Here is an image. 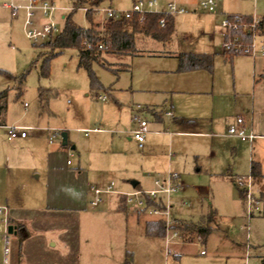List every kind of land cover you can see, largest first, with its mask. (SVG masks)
Segmentation results:
<instances>
[{
  "label": "rangeland",
  "instance_id": "1",
  "mask_svg": "<svg viewBox=\"0 0 264 264\" xmlns=\"http://www.w3.org/2000/svg\"><path fill=\"white\" fill-rule=\"evenodd\" d=\"M5 1L0 0V92L7 90L8 97L0 126V207L18 208L28 215L29 209L48 206L54 223L83 224L78 230L81 264H264V177L248 186L252 161L264 174V90L258 75L264 56L243 52L232 61L223 57V22L228 19L223 12L253 15L252 22L258 21L264 17V0H223L216 13L203 11L201 0H156L154 12H167L174 1L184 10L174 15L176 31L170 43L139 37L136 47L143 51L139 56L106 57L93 66L98 81L94 88L88 73L78 68L77 51L67 49L56 56L50 40L27 39L24 13L12 18L2 6ZM138 1L148 0H103L100 8L131 11ZM52 2L62 31L73 0ZM85 13L81 9L72 17L81 28L88 27ZM105 20L102 15L95 19L101 24ZM250 22L240 21L245 28ZM255 42L259 51L264 36L257 33ZM40 53L56 56L49 78L40 77L44 59H38ZM184 53L215 56L213 72H180L179 59L168 57ZM103 97L106 101H101ZM159 113L161 122L155 118ZM238 117L253 127L252 142L228 135ZM141 119L148 122L149 131L143 149L130 134ZM15 126L30 128L26 140L9 139L7 128ZM47 129L55 131L53 144ZM62 133L68 134L67 147L62 146ZM78 165L87 170V178L70 176ZM170 172L180 175L183 190L171 196L175 216L164 223V236H146L144 224L135 219L137 213H144V219L157 216L133 205H127L123 215L110 209L103 218L94 219L91 214L98 208L91 206L89 193L85 209L77 210L79 194L88 183L99 182L97 186L105 190L112 182L134 179L150 188L153 176ZM235 176L238 186L231 180ZM201 200L217 209L221 228L206 241L183 230L192 221L200 222L194 208ZM108 201L104 198L105 204ZM6 230L0 215V253L6 246ZM76 232L73 227L67 237ZM173 233L178 238L169 245L168 254L166 239ZM175 246L181 248L179 259Z\"/></svg>",
  "mask_w": 264,
  "mask_h": 264
},
{
  "label": "trees",
  "instance_id": "2",
  "mask_svg": "<svg viewBox=\"0 0 264 264\" xmlns=\"http://www.w3.org/2000/svg\"><path fill=\"white\" fill-rule=\"evenodd\" d=\"M103 0H73V9L70 15L64 18V28L56 36L52 37L48 44L57 52L56 56L61 54L67 49H73L77 51L78 56V68L84 69L91 80V86L97 87L98 81L95 73L93 72V66L95 64H102V61L106 57H135L139 55V51L136 47V41L139 37L152 39L160 43L166 44L171 41L175 33V19L173 16H163L159 13H147L143 19H140L138 14H134L130 19L113 20L106 19L103 24L96 23L95 19L98 13L95 11L99 8ZM88 8L85 13V17L88 23L87 28H81L72 21L73 15L81 9ZM165 19V27L160 26V20ZM232 19L252 21L249 16L243 17H231ZM256 33L260 36H264V17L258 20L256 26ZM234 36L240 39L243 44H249L252 39V33L235 32ZM226 56L241 55L237 53L235 49L224 50ZM56 56L45 57L43 53H40L38 59H43L40 68V77L49 78L50 76V64L52 59ZM180 72H190L197 70H204L208 72L213 71L214 57L208 55L198 54H183L178 57ZM23 76L20 80L22 84L24 80ZM261 80L264 82V74L261 76ZM7 90L0 92V126H3V117L7 109ZM258 176H262L261 167L259 164L252 161L250 178L252 183ZM237 185V183L234 181ZM239 189V188H238ZM240 196L243 200V191L239 189ZM217 212L214 208L209 207L205 213L202 214L201 221L197 223L191 222L186 225L184 231L194 233L200 237L203 241L214 231L215 218ZM18 229H21V227ZM165 224L148 223L146 226V235L148 237H161L164 236ZM20 232V230H19ZM21 234V232L19 233ZM162 234V235H161ZM126 264H130L129 261Z\"/></svg>",
  "mask_w": 264,
  "mask_h": 264
},
{
  "label": "built area",
  "instance_id": "3",
  "mask_svg": "<svg viewBox=\"0 0 264 264\" xmlns=\"http://www.w3.org/2000/svg\"><path fill=\"white\" fill-rule=\"evenodd\" d=\"M223 0H201L200 7L205 12H213ZM256 2V0H253ZM158 6L156 0L148 1H138L134 3L133 9L131 11H118L113 8H96L95 11L98 15H102L106 19L121 20L130 19L134 14H138L140 19H143L144 15L147 13H159L163 16H174L177 14H182L183 9H180L175 2L170 3L167 6V12H154L152 9ZM4 7L8 9L13 18H17L21 12L24 13V23L23 30L27 39L34 42H44L49 41L52 37L56 36L59 31L58 23L56 21L55 15L58 9L54 6L52 0H8L4 3ZM85 12L88 8L83 9ZM40 17V22H37V17ZM241 20L229 18L223 22V28H225L224 35V50L235 49L237 53H245L251 56H264V46L257 51L256 42L253 44V38L257 34L256 26L258 21L256 19L249 23L247 28L243 27L240 23ZM160 26L165 27V19L160 20ZM235 32H249L252 33V39L249 44H243L240 39L234 36ZM244 54V55H245ZM101 101H105V98H100ZM27 107V104H25ZM138 128L133 132L134 139L139 143V146H143L145 140L147 122L138 120ZM244 120L238 118L236 123L230 127L229 135L239 138L241 141L252 142L256 136L253 133H248L246 129L243 128ZM7 135L10 140H15L18 138L25 139L27 137V132L30 128L27 127H9L7 128ZM48 140L50 144H53L56 139L55 131L48 129ZM87 132V131H83ZM178 175L170 174L166 180L155 181V189L152 190H134L129 193H123L113 190L114 184L107 187L105 190L94 189L92 192L96 196V200L92 203V206H97L101 200V195L116 194L125 198V203L127 205H133L135 208L141 209L143 212H148L151 215L160 217L164 220V223H168L173 220L172 214V201L171 196L173 194L179 193L183 190V185L181 182H177ZM248 186L251 188L252 180L248 178ZM176 181V182H175ZM242 186V185H241ZM251 194V193H250ZM0 215L4 216V224L7 228L8 225V209L7 207H0ZM167 225V224H166ZM168 227V225H167ZM169 233V228L167 229ZM6 236H8V231L6 230ZM178 238L176 233L169 235L166 239V252L170 254L171 250L168 248L173 240ZM202 255L205 251L201 252Z\"/></svg>",
  "mask_w": 264,
  "mask_h": 264
},
{
  "label": "crops",
  "instance_id": "4",
  "mask_svg": "<svg viewBox=\"0 0 264 264\" xmlns=\"http://www.w3.org/2000/svg\"><path fill=\"white\" fill-rule=\"evenodd\" d=\"M6 2L7 1H5L4 3H6ZM4 3L2 6L4 9H6L4 7ZM217 9L218 8H216L213 12H207V13H216ZM6 10L9 11L8 9H6ZM223 13L225 15H227L229 18L234 17V16H241V17H243V16L252 17L253 16V15L229 14V13H226V11ZM259 19H261V18H259ZM175 31H176V24H175ZM168 43H170V42H168ZM141 52H143V51H141ZM140 53H139V55H140ZM184 54H187V53H184ZM188 54L213 56V55H209L206 53H188ZM213 57H214V66H215V56H213ZM223 57L226 61H228V60L232 61L235 56L229 57V56L224 55V52H223ZM168 58H178V56L175 55L174 57H168ZM214 66H213V70H214ZM197 71H204V70H197ZM206 72H208V71H206ZM212 72H209V73H212ZM259 72H260V74H258L259 76H262L264 74V63H260ZM255 83H256V81H255ZM259 83L261 84V86L264 90V82L261 80V82H259ZM105 101H106V98H105ZM147 110H151V109H147ZM166 115L168 117H174L172 112H167ZM155 118L159 122L163 121L160 113H159V116L158 117L155 116ZM238 118H242V117H238ZM242 119L244 120L243 128L246 129V131L248 133H252L253 127H250V128L247 127V125L245 123V119L244 118H242ZM236 120H235L234 124L236 123ZM142 121H146V120H142ZM177 123L182 124V123H184V120H178ZM233 125H231V126H233ZM147 127H148V122H147ZM230 127H229V129H230ZM137 128H138V123H137L136 127L133 130H131V132H130L131 137L133 139H134L133 132ZM93 130L95 132L102 133V131L100 129H93ZM77 131L83 132V131H87V129L86 128H78ZM148 133H149V131L146 128V135ZM156 133H158V132H156ZM47 134H49L48 129H47ZM146 135H145V138H146ZM228 135H229V130H228ZM230 137H233V136H230ZM27 138H28V135L25 139H21V138H18V139L26 140ZM138 146H139V143H138ZM92 147L93 148H92L91 152L94 151V145ZM139 148L143 149L144 146H142V147L139 146ZM74 149H75V147L72 148V150H74ZM253 162H255V161H253ZM67 164H70V163L68 162ZM77 167L78 168L75 171L70 173V176H73L76 179H79L82 176H86V178H87V175H88L87 170L85 168H83L81 165H78ZM199 171L200 170L198 169V172ZM261 172H262V169H261ZM170 174L178 175V180L176 179V181L180 182V180H181L180 175L177 173L170 172L166 175L165 174L164 175L158 174L156 176H153L152 182L148 181V182H150V185H151L150 188H144L140 181L138 182L134 179H129V180H123L122 183H118L117 185L112 182L114 184L113 190L123 192V193H129V192H132L134 190H142V191L152 190V189H155V181L166 180L168 175H170ZM262 175L264 176L263 173H262ZM236 179H237L236 176L231 178L233 183H234V181L236 182ZM85 182H86V180H85ZM133 182L138 183L135 188L132 186ZM112 183L109 185H106V187L111 186ZM97 184H100V183L99 182L98 183L95 182V184H89L88 183L87 187H86L87 189H85V192L82 194H79L80 199L78 198L77 202H76L77 210L85 209V206L88 204V201L91 200L90 203H93L96 200V196L92 192V188L102 189V188H99L97 186ZM84 185H86V184H84ZM89 193H91L93 195V197H91V199H90ZM106 196L107 197H104L103 195L100 196V200H101L100 203L102 205H99L100 203L97 206L91 205L92 207L98 208L97 210H95L91 214L94 219H97L100 217L103 218V216L107 213V210H110V209L112 210V212H114L116 214V216H119L120 214H122V215L125 214L124 211H125V207L127 206V204L125 203L124 197L116 195V194H109ZM104 198H107L109 200L108 203H106V204L104 203ZM201 202H203V200L195 203V208H194L199 214V220L200 221H201L202 214L205 213L206 209H208L209 207L214 208L212 205H206L205 201L203 202L205 204H203ZM199 204H200V206H198ZM2 207H6V206L3 205ZM48 208L49 207L47 206V208H45V209L43 207L42 208L38 207L36 209H29L30 212L27 215L26 213H24L25 210H21L18 208L11 209L10 207L7 206L8 213H9V217H8L9 222L7 225V231H8V227L12 226L13 227V233H11V234L8 233V235H10V238L8 236H6V240H5L6 246L4 247V252H3L2 247H1L0 264H70L69 263L70 257L73 258V261L71 264H81L82 263V262H80V258L82 256V250H81V247H80L79 241H78V237H79V231L78 230L80 227H82L81 225H83V224H81V223L73 224L72 223L69 226L68 224L62 225L61 223H54L52 221V219H50L48 217L50 215V210H51V209L48 210ZM215 210L217 212V216L215 218L214 224H212L214 226V231L212 233L221 232V228L218 225L219 214H218L217 209H215ZM191 213H192V211L190 212V214ZM137 214H139L138 215L139 217H137V218L132 217V218H135L137 220V222L140 224L143 223L145 231H146V226L148 223H159V222L164 223V220L160 217H155L154 219H151V218L144 219V216H145L144 213L138 212ZM172 214L174 217L175 213H174L173 204H172ZM190 214H189V217H192L193 215L192 214L190 215ZM126 217H127V219L128 218L130 219L129 216H126ZM145 218H146V216H145ZM94 225L98 226L99 228L104 226L103 223H97ZM117 225L118 224L116 221L114 223V226L116 227ZM18 227L19 228L21 227V229H18ZM73 227H74V229L77 230L75 236L71 237V238L69 236L67 237L68 230L72 229ZM99 228H97V229H99ZM19 230H20L21 234H19L20 233ZM180 249H181L180 247H176V246L173 248V250H175L174 255L176 254L178 256L176 259H179V257H180L178 255ZM78 255H79V260H78ZM84 257H85V253H84Z\"/></svg>",
  "mask_w": 264,
  "mask_h": 264
},
{
  "label": "water",
  "instance_id": "5",
  "mask_svg": "<svg viewBox=\"0 0 264 264\" xmlns=\"http://www.w3.org/2000/svg\"><path fill=\"white\" fill-rule=\"evenodd\" d=\"M62 146L63 147H67L68 146V134L67 133H62ZM138 183L133 182L132 186L135 188L137 186ZM8 233L11 234L13 233V227L9 226L8 227Z\"/></svg>",
  "mask_w": 264,
  "mask_h": 264
}]
</instances>
